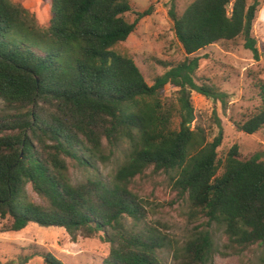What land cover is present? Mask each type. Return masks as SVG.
<instances>
[{
  "label": "trees",
  "instance_id": "16d2710c",
  "mask_svg": "<svg viewBox=\"0 0 264 264\" xmlns=\"http://www.w3.org/2000/svg\"><path fill=\"white\" fill-rule=\"evenodd\" d=\"M259 4L193 0L179 13L172 0L169 16L186 57L149 84L115 47L154 4L129 21L130 0H51L50 23L42 27L23 4L0 0V230L34 222L63 227L72 241L100 234L110 245L102 264H165L167 248L175 264H210L213 225L237 245H264V161L258 153L242 157L238 144L220 156L224 128L217 115L211 139L212 127L192 125L191 91L222 94L197 83L199 57H190L242 38L260 59L252 35ZM253 81L261 102L234 122L248 134L264 130V78ZM167 84L176 87L174 96L164 94ZM122 149L123 162L106 179L99 163ZM68 159L87 175L74 180ZM151 167L173 173L174 187L203 219L181 246L147 222L144 199L130 187ZM29 185L41 202L30 197ZM34 256L65 264L40 249L18 260Z\"/></svg>",
  "mask_w": 264,
  "mask_h": 264
},
{
  "label": "rangeland",
  "instance_id": "374dc122",
  "mask_svg": "<svg viewBox=\"0 0 264 264\" xmlns=\"http://www.w3.org/2000/svg\"><path fill=\"white\" fill-rule=\"evenodd\" d=\"M23 4L37 18L38 24L47 27L50 23L51 0H12ZM193 0H176V11L181 13ZM252 2L253 0H249ZM133 11L126 14L129 21H134L137 11H143L154 4L151 14L139 19L136 28L125 41L116 45V49L132 57L149 84L155 77L164 73L167 65L176 64L186 57V53L175 35L173 22L169 16L172 0H130ZM252 35L257 39L260 59H255L253 52L244 47V40L237 44L215 43L192 54L199 57L200 67L196 72L198 84L207 83L216 86L222 98L214 99L195 90L191 91L192 103L199 123L212 131L209 139L217 132V115L224 128V138L218 148L224 156L233 144H238L242 157L247 158L258 153L264 161V130L254 134L239 131L234 122L243 118L244 113L254 110L261 102L253 79L264 78V0H260ZM176 87L167 84L164 94L174 96ZM3 105L0 99V107ZM124 160V150L119 151L99 168L107 179L112 177L117 167ZM69 171L74 180L87 175L72 159H68ZM173 173L156 171L153 167L137 175L130 187L145 202L148 210L147 222L158 226L170 235L172 243L181 246L192 232L203 223L195 215L187 196L174 187ZM30 197L41 202L38 195L28 186ZM3 220L0 218V227ZM215 252L210 264H262L264 245L254 244L244 247L231 242L222 228L215 225ZM51 251L65 264H102L110 250L109 243L94 237L78 236L72 241L63 227L41 226L30 222L19 231L0 230V264H46L42 256H34L26 263L18 260L19 255L32 250ZM173 251L167 248L163 253L165 264H175Z\"/></svg>",
  "mask_w": 264,
  "mask_h": 264
}]
</instances>
